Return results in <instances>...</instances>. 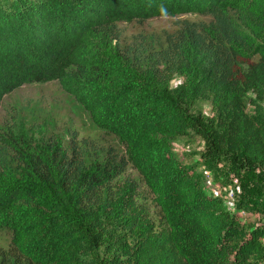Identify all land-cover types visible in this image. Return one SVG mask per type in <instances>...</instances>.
<instances>
[{
	"label": "trees",
	"instance_id": "trees-1",
	"mask_svg": "<svg viewBox=\"0 0 264 264\" xmlns=\"http://www.w3.org/2000/svg\"><path fill=\"white\" fill-rule=\"evenodd\" d=\"M189 11L208 18H176L161 39L125 42L116 24ZM50 79L123 148H103L74 129L64 145L36 117L28 126L1 124L0 227L11 251L0 250V264H81L83 253L116 264L119 228L141 232L151 264H264V222L244 228L203 192L193 164L178 163L170 141L192 131L203 140V163L215 165V112L230 111L229 123L256 144L232 151L234 172L264 167V125L242 102L264 97V0L0 1V100L24 81ZM201 94L209 115L191 112ZM127 165L143 175L145 193L135 183L113 187ZM139 195L151 202L136 205ZM150 204L158 233L150 234Z\"/></svg>",
	"mask_w": 264,
	"mask_h": 264
},
{
	"label": "rangeland",
	"instance_id": "rangeland-1",
	"mask_svg": "<svg viewBox=\"0 0 264 264\" xmlns=\"http://www.w3.org/2000/svg\"><path fill=\"white\" fill-rule=\"evenodd\" d=\"M5 1V0H0ZM186 17L193 20H206L207 15L197 12H182L169 14L157 12L139 20V16L117 20L116 24L120 31V37L125 41L133 38L144 37L161 39L162 33L172 32L177 24L176 18ZM179 77L171 79L170 84L178 83ZM243 110L255 118V124L264 125V97L260 100L251 101L244 96ZM192 114L209 115L212 113L209 97L201 94L193 107ZM217 125L215 135L221 146V160L215 165L203 163L200 152L203 150V140L192 131L187 135L174 136L171 138V149L180 165L193 164L201 180L202 190L206 195L219 197L224 205L238 214L241 225L251 228L254 224L264 222V167L256 166L249 171L234 172L231 153L235 151L242 155L245 151H253L255 139L251 134L245 133L240 126H232L229 123L230 111L215 112ZM33 117L43 122L47 133L61 140L66 145L68 132L74 129L78 136H88L96 143L105 148L108 144L121 149L123 146L117 137L105 127L97 125L88 115V112L76 100L74 95L59 85L55 79L43 81H24L10 91L3 94L0 100V126L3 123L16 122L30 125ZM261 128V127H260ZM264 132V129H261ZM37 135V134H36ZM127 183H135L136 190L145 193V179L133 166L127 165L125 170L114 178V188L121 191L126 189ZM147 193V192H146ZM135 204L147 205L149 199L136 196ZM151 202V201H150ZM243 203L241 207L238 204ZM150 212L146 218L153 219V229L150 232L158 233L162 226L153 216L154 207L150 204ZM139 206H136L138 210ZM140 231H129L119 228L118 237L122 243L117 253L116 264H151V261L143 255L144 239ZM143 237V236H142ZM264 245V234L260 237ZM0 250L7 254L10 249V233L0 227ZM142 252V254H141ZM1 254V252H0ZM141 254V255H140ZM52 264H60L53 262ZM81 264H94L88 254H82Z\"/></svg>",
	"mask_w": 264,
	"mask_h": 264
}]
</instances>
